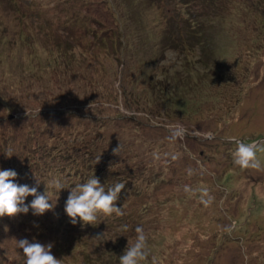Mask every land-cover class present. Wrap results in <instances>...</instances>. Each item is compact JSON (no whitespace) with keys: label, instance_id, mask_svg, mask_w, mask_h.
I'll list each match as a JSON object with an SVG mask.
<instances>
[{"label":"rangeland","instance_id":"obj_1","mask_svg":"<svg viewBox=\"0 0 264 264\" xmlns=\"http://www.w3.org/2000/svg\"><path fill=\"white\" fill-rule=\"evenodd\" d=\"M51 1L55 6L59 0ZM77 2L78 11L86 13L84 21L96 20L92 26H65L69 18L59 17L49 21L51 30L43 31L46 12L41 8L37 14L34 0H0V37L4 32L16 40L20 27L29 40L0 42V148L12 156L18 152L24 162L14 182L40 185L37 191L43 194L45 184L58 178L66 189L69 175L58 172L66 162L62 152L70 146L76 154L88 134L107 146L112 141L125 149L141 145L136 149L140 157L154 160V170L163 175V180L152 182L149 194L126 197L129 212L139 199L148 200L151 211L146 216L142 210L125 239L126 248L128 240H135V229L144 230L149 255L141 264H151L153 256L157 264H264V170L241 169L232 157L236 141L264 145V0H231V17L225 11L205 22L203 27L214 36L201 49L205 60L209 55L218 68L202 78L190 79L191 73L186 80L182 59L192 62L194 56L187 50L161 53L159 42L164 15L179 19L175 11L182 7L175 0H122L119 6L114 0V16L106 9L109 0ZM198 3L191 11L197 21H206L200 18L203 3ZM117 17L124 23L120 31L112 23ZM45 32L57 36L53 43L40 40ZM120 36L129 46L120 47ZM176 68L182 75L159 87L156 81ZM55 111L60 114L48 115ZM51 125L60 132L54 128L46 148L32 149L36 137L47 138L49 132L41 129ZM40 153L49 159L42 162ZM257 157L264 165V153L257 152ZM79 158L70 159L67 170L73 173ZM129 180V189L140 184L136 177ZM186 185L193 191L185 192ZM201 187L213 197L208 206L201 202ZM49 191L52 203L65 192ZM33 198L28 196L25 204ZM35 216L29 209L27 214L0 218V245L27 236L47 245L57 231L42 229V218ZM48 216L56 217L53 212ZM22 219L35 224L33 234L13 232V242L5 239ZM119 226L104 228L105 240L95 239L101 248H115ZM11 257L5 264H12Z\"/></svg>","mask_w":264,"mask_h":264},{"label":"trees","instance_id":"obj_2","mask_svg":"<svg viewBox=\"0 0 264 264\" xmlns=\"http://www.w3.org/2000/svg\"><path fill=\"white\" fill-rule=\"evenodd\" d=\"M116 1L118 6L123 4L122 0ZM159 1L163 2L164 0ZM194 1L175 0L177 5L182 7V9L178 8L175 11V16L178 15L179 19L169 20L172 14H168L167 16L164 15L167 21H162L164 22V25L163 28H161L162 33L160 35L159 41L162 46L161 53H165L166 50H171L175 53H178L179 50H182V54L186 53L185 51L187 50L191 53V55L194 56V60L192 62H190L189 59L187 61L182 59V62H185L187 64H182L187 75L185 77V80L191 73L193 75L189 78L193 79L196 75L199 78H202L206 73L217 71V62H215L216 65H214L210 61L212 59L209 58V55H207V58L205 60V52L203 49H201L206 42H211L214 36L213 33H211L208 28L203 27V25L205 24V22L211 20L215 21V17L220 18L224 16L225 11H228L230 17L233 14L232 9L228 7L231 0ZM198 2L203 3L201 4L202 7L205 6L204 8L201 7V12L203 13L201 14L200 18H203L206 21H197L198 17L196 15H193V12L191 11V6L194 5V3L196 5L199 4ZM86 3L89 4L90 0H86ZM109 3L110 6L106 9L110 10L113 16L115 13H117L118 15V12L116 11V5L114 6V0H109ZM34 5L37 9V14L39 13V9L41 8L46 12V15L43 18L48 23L47 25H44L43 31L52 29L49 21H51L53 18L67 17L69 18L68 21H65V23L62 22L65 26H73L74 23H77L78 25H80V27L83 26V29H88V27L92 26L94 21H96H93V18L91 21H84L83 17L86 16V13L85 11L83 13L81 11H78L77 0H59L55 6L52 5L51 0H34ZM123 14L126 15L125 9ZM71 19H73V21H70ZM117 20L118 21H112V23L115 25L117 31H120L124 23L123 21H120L119 17H117ZM19 29L21 31L18 30L16 40L19 39V41L21 42L28 43L29 40H25L24 36L22 35L23 29L20 27ZM93 32L94 34H96L95 36H98V33H96L95 30H93ZM5 35L6 34L4 32L1 33L0 42L7 43L9 42V40L11 41V43L16 42L13 37L10 38L6 37ZM42 35L43 36L40 40L43 42L46 41L47 43H53V38L57 37L52 32H45ZM120 37L122 41H120L122 43L120 47L126 48L127 46H129L128 41H125L123 36ZM58 38H56V40ZM65 45H67V43H65ZM56 46H58L56 48H60V44H56ZM199 51L200 54L198 55ZM179 57H181V55ZM206 69H209L210 71H207ZM180 70L176 68L174 69V71L172 70L170 72H167V74L164 73L162 79L159 82L160 84L157 81L156 83L160 87L164 82H168L169 79L175 81L177 75H182L181 72H179ZM205 70L206 72L203 73ZM164 75H167V77H164ZM154 79L155 77L149 78L150 81H154ZM219 81L220 79L218 78L212 84H215ZM124 93L126 94L127 92ZM59 114L60 113L58 111L48 113V115L53 116H58ZM62 126L67 129L65 124H63ZM48 127L50 128V131H48ZM54 128H56L57 132H60L59 127H53L52 125L41 129V132H43L44 130L46 132H49L47 134V138L36 137L34 139V146L32 149L46 148L49 140L54 139ZM105 129L108 131L107 133H111L110 128L108 130L105 127ZM85 133L87 132L85 131ZM103 141L104 140H102L98 136H95L94 139L92 137H89L88 134L83 137L80 144H78L76 154H73V147L70 146L62 152V154H64V156L66 157V162L61 164L60 171L58 172L69 175L65 178L64 181V183L67 185V188L63 189V191L65 192L62 193V196L58 197V199L53 202V204H55L53 210L47 211L43 215H39L42 218V220L40 221V223L42 224V229L49 228L57 231V233H55L56 235L52 236L55 238H51L50 240L48 239L46 243H51L53 245L51 249L52 254L57 259L63 258V264H77L79 259H81L80 264H113V262H115L117 259L119 260V256L125 250V239H128V235L131 233L133 223L141 218L142 210L143 213L147 212L146 216L150 215L151 213V211H148L149 205L148 200L146 199H143V201L139 199L137 202H135V206H133L132 204V211L129 212L126 197L133 198V195H139L141 197L145 194L147 195L149 194L150 185L153 184L152 182H154L156 178L157 181L163 180V175H160L159 171L154 170V166L156 165L155 161H152V159H149V157L144 158L142 157L143 155L140 157V152L136 151V149L140 151L141 145L134 147L135 149L128 145L130 148L125 149L120 142L112 141L113 144L111 143L110 145H108V147L107 145L103 144ZM19 144L22 145V143ZM27 145L28 143H24L22 146L27 147ZM119 145L120 147L118 152L122 153V159L121 157H119L118 153L114 154L113 152V149L117 148ZM6 153H8V151L5 148H0V170L11 169L16 171L19 165L23 167V165L21 164L24 162L18 152L13 153V156L10 158L6 155ZM39 158L42 162H45L49 159L48 157H43V153H40ZM72 158L77 160L79 158L80 162L79 167L76 168L73 172L74 175H76L75 177H72L71 174L73 173L67 170V164L70 163V159ZM157 174H159L160 176L157 177ZM94 176L99 179L100 183L104 186L106 191L109 187L115 185L116 183L122 182L125 184V188L121 190L119 198L116 202L118 207H122L124 215L117 217L115 214H113L112 216L106 217L100 214L97 217L96 225H83L80 222L73 225L64 210L67 197L73 187H75L77 184L87 182V180L93 178ZM130 177H136L140 184L137 186L135 185L133 188L129 189L128 183H130ZM37 188H41V186L39 185ZM51 212L56 215L54 219L48 216V214ZM39 216H35V218ZM35 218L31 219L35 220ZM113 218H117V220H120L121 222L112 221L111 219ZM116 223L120 224L118 230H120L121 232L115 235V237L113 238L114 240H116L115 248H101L95 241V237L97 236V234H100L106 227L114 228ZM19 224V226H14L10 233L7 231L5 239L13 242L11 238L13 232L14 234L20 235L27 234L30 233L31 227L35 226V224L29 223L28 221H26V219L19 220ZM124 226H127L126 231L123 230ZM23 239H27L29 240V242H34L31 236L24 237ZM5 243L7 244V242ZM80 244H82L83 246L80 247ZM10 253L12 257L9 259L12 264H24L25 257L23 255V250L17 247V243L7 245L5 247H2L0 245V264H5V261L10 256Z\"/></svg>","mask_w":264,"mask_h":264},{"label":"clouds","instance_id":"obj_3","mask_svg":"<svg viewBox=\"0 0 264 264\" xmlns=\"http://www.w3.org/2000/svg\"><path fill=\"white\" fill-rule=\"evenodd\" d=\"M256 141V140H255ZM236 150L232 153L233 163L241 169L264 170V165L257 157V152L264 153V145L259 142L243 143L236 141ZM120 145L113 149L114 154L118 152ZM10 158L11 152L6 153ZM154 158H158L153 153ZM189 175L193 174L192 169L187 170ZM17 173L14 170H0V218L15 217L21 213L27 214L29 209L34 215H43L47 211L54 209L55 204L50 203L51 193L49 189L56 192L64 189V184L58 178L50 179L45 184V192L43 194L37 191V187H29L28 185H19L15 183ZM37 180V186L39 185ZM125 188V184L120 182L109 187L107 191L95 176L82 184H77L70 190L65 203V213L70 218V222L75 225L78 222L83 225H96L98 215L117 217L123 216L122 207H118L116 202L119 198L121 190ZM187 193L193 190L187 185L184 188ZM201 192V202L208 206L213 197L209 195L206 187L199 189ZM28 196L34 197L30 204H25ZM207 197V200L204 199ZM124 231L127 226H124ZM7 231V229H5ZM136 237L134 242L128 240L127 246L123 253L119 256V264H141L146 260L149 253L147 251L148 237L141 227L135 229ZM97 240H105V232L97 234ZM17 247L23 250L25 257L24 264H63V258L57 259L52 254L51 243L44 245L38 242H29L27 239L16 240ZM151 264H157V258L152 257Z\"/></svg>","mask_w":264,"mask_h":264},{"label":"water","instance_id":"obj_4","mask_svg":"<svg viewBox=\"0 0 264 264\" xmlns=\"http://www.w3.org/2000/svg\"><path fill=\"white\" fill-rule=\"evenodd\" d=\"M256 142V141H255Z\"/></svg>","mask_w":264,"mask_h":264}]
</instances>
